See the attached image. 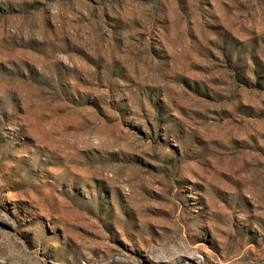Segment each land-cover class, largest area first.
Instances as JSON below:
<instances>
[{
    "label": "rangeland",
    "instance_id": "1",
    "mask_svg": "<svg viewBox=\"0 0 264 264\" xmlns=\"http://www.w3.org/2000/svg\"><path fill=\"white\" fill-rule=\"evenodd\" d=\"M0 264H264V0H0Z\"/></svg>",
    "mask_w": 264,
    "mask_h": 264
}]
</instances>
